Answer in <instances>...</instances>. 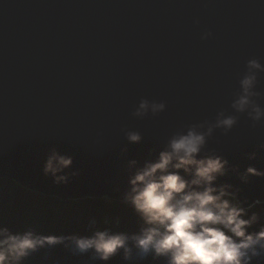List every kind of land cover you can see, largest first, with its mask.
Masks as SVG:
<instances>
[{"label":"water","instance_id":"water-1","mask_svg":"<svg viewBox=\"0 0 264 264\" xmlns=\"http://www.w3.org/2000/svg\"><path fill=\"white\" fill-rule=\"evenodd\" d=\"M205 29L213 36L202 41ZM251 58L264 64V0H0V178L62 201H120L131 161L140 167L174 132L231 113ZM256 90L264 94V73ZM142 97L165 110L133 118ZM122 127L142 141L128 143ZM53 147L79 172L67 185L42 173ZM208 149L230 169L264 172V123L241 116ZM224 183L246 209L264 202V177L243 184L230 170Z\"/></svg>","mask_w":264,"mask_h":264},{"label":"clouds","instance_id":"clouds-1","mask_svg":"<svg viewBox=\"0 0 264 264\" xmlns=\"http://www.w3.org/2000/svg\"><path fill=\"white\" fill-rule=\"evenodd\" d=\"M194 24L199 27V19ZM212 36L205 29L200 39L206 41ZM261 73L264 64L258 58L247 60L243 71L236 74L231 113L221 110L213 120L174 132L158 156L140 167H134L135 160L130 162V187L119 203L130 209L138 231L99 229L92 222L85 234H46L34 226L13 230L0 223V264H25L42 250L56 247L74 255L91 253V258L102 264H110L117 256L125 262L151 256L167 264H253L264 256V227L249 231L258 214L252 212L246 218L252 208L264 210V202L257 199L246 209L237 200L239 189L233 191L229 183L217 185L230 170L243 184L250 177H264V172L251 166L243 173L238 168L230 169L227 159L215 149H208L213 133L219 129L227 135L241 116H246L253 128L264 123V107L259 103L264 94L256 90ZM165 108L163 101L142 97L131 116L143 120L159 115ZM120 131L130 144L142 141L138 130L122 127ZM102 137V133H97L95 143H102ZM248 159H256V154H249ZM73 162L70 155L53 147L45 158L42 173L56 186L67 185L79 175L78 170H73Z\"/></svg>","mask_w":264,"mask_h":264},{"label":"trees","instance_id":"trees-1","mask_svg":"<svg viewBox=\"0 0 264 264\" xmlns=\"http://www.w3.org/2000/svg\"><path fill=\"white\" fill-rule=\"evenodd\" d=\"M80 199V201H62L59 198L43 196L20 187L11 180L0 178V223L13 230H22L34 226L44 233L85 234L87 226L94 222V227L112 228L121 231H138L136 218L130 209L119 201L107 199ZM258 214L257 222L249 231H258L264 227V210L252 208ZM92 254L74 255L63 247L42 250L32 256L25 264H102L91 258ZM110 264H167L163 259L153 260L151 256L144 260L133 259L125 262L121 256L113 258ZM264 264V256L253 261Z\"/></svg>","mask_w":264,"mask_h":264}]
</instances>
